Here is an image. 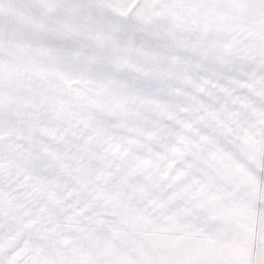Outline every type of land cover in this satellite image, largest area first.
Returning a JSON list of instances; mask_svg holds the SVG:
<instances>
[{"label":"snow or ice","instance_id":"1","mask_svg":"<svg viewBox=\"0 0 264 264\" xmlns=\"http://www.w3.org/2000/svg\"><path fill=\"white\" fill-rule=\"evenodd\" d=\"M0 264H264V0H0Z\"/></svg>","mask_w":264,"mask_h":264}]
</instances>
